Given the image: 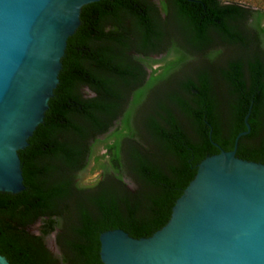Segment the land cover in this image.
Wrapping results in <instances>:
<instances>
[{"label": "trees", "instance_id": "16d2710c", "mask_svg": "<svg viewBox=\"0 0 264 264\" xmlns=\"http://www.w3.org/2000/svg\"><path fill=\"white\" fill-rule=\"evenodd\" d=\"M160 4L167 22L184 27L193 51L219 37L248 56L222 64L218 77L211 68L180 77L176 91L132 126L133 107L184 56L178 52L158 75L141 81L133 51L145 50L156 34V6L150 0L83 6L43 122L18 151L25 190L0 194V255L9 264H99L101 232L149 237L166 224L198 163L233 149L246 116L251 130L239 138L235 155L264 164V10L220 0ZM96 170L102 173L95 182L81 183ZM125 178L137 188L129 189ZM51 235L56 253L46 243Z\"/></svg>", "mask_w": 264, "mask_h": 264}, {"label": "water", "instance_id": "95a60500", "mask_svg": "<svg viewBox=\"0 0 264 264\" xmlns=\"http://www.w3.org/2000/svg\"><path fill=\"white\" fill-rule=\"evenodd\" d=\"M98 1L0 0V194L25 190L18 151L43 122L82 7ZM244 121L232 150L198 163L160 229L101 232L99 264H264V164L235 155Z\"/></svg>", "mask_w": 264, "mask_h": 264}, {"label": "flooded vegetation", "instance_id": "af4514ba", "mask_svg": "<svg viewBox=\"0 0 264 264\" xmlns=\"http://www.w3.org/2000/svg\"><path fill=\"white\" fill-rule=\"evenodd\" d=\"M150 2H152L155 6H156V10H154L151 14L153 17L156 16V19H152V23L151 25L153 26L154 32L156 34H154L151 37V40L149 41L148 47H146L145 50L143 51H133L135 57H134V61L135 63L138 65L139 69L143 71L142 75H138V77L141 78V81H148L150 80L151 76H156L160 73L162 66L165 65L166 61H171V59L173 58L172 55V50H171V45H172V41H171V36L169 34V28L170 26L168 25L167 22V14L164 13L163 9L161 8V4H160V0H150ZM143 15H146L144 12H142ZM179 25V24H178ZM179 28L181 29L180 32L182 33L184 39L186 38L187 32H185L184 27L182 25H179ZM108 29H106L105 31H107ZM209 37V36H208ZM213 40L216 41V43L218 44L217 46H223V47H235L237 45L232 44V45H227L224 42L219 40V37H212L211 41L206 42L203 47L201 48L202 50H197V48L194 50L195 53H207L208 50H210L211 45L213 44ZM185 44H188L187 42ZM189 46V45H188ZM190 47V46H189ZM191 49V48H190ZM212 54V53H211ZM213 56V55H212ZM213 59V58H212ZM239 59V55H226L224 57H218V58H214L213 60L210 59H204V65H203V69L202 71H207L210 70V68L212 70H216L218 72V70L220 69V67L222 66V64H225V62H234L236 60ZM195 72V71H194ZM184 73L186 76H188L189 78L191 76H195V73ZM177 73V67H174L173 69L170 70V72H168L165 76L164 80H157L155 81L153 84H151V86L146 90L145 95L150 92L151 90L156 89V86L158 84H162L163 81L168 80L170 78L173 77L174 74ZM183 74V75H184ZM215 76L218 77V74H215ZM182 77V76H181ZM218 79V78H217ZM139 83V82H138ZM138 86V84H137ZM84 95L88 96V97H93L94 94L91 92H88L86 89H84ZM146 99V97H144V99L142 100V102L136 106L133 107V111L132 114L130 116V123L132 126L135 125V114L136 111L140 108H142V106L144 105V100ZM127 107H129L127 105ZM126 107V108H127ZM251 130V128H250ZM250 132V131H249ZM104 136L101 137V139H103ZM105 150L101 149V151L99 152V154H104ZM123 156L127 155L124 153ZM95 172H99V175H101L102 170H96ZM101 179V177H100ZM130 180V179H129ZM131 185L129 186L127 184V187L129 189H136L137 186L130 180Z\"/></svg>", "mask_w": 264, "mask_h": 264}, {"label": "rangeland", "instance_id": "374dc122", "mask_svg": "<svg viewBox=\"0 0 264 264\" xmlns=\"http://www.w3.org/2000/svg\"><path fill=\"white\" fill-rule=\"evenodd\" d=\"M222 3H228V2H236L239 4H242L244 6H249L253 9H262L264 10V0H220ZM170 26L169 28V34L171 36L172 41V55L175 57H178V52L184 56L185 62L181 63L180 66L177 67V73L173 75L172 78L165 80L162 82V84H158L156 86V89L151 90L148 92L144 100V105L142 108L138 109L135 114V126H139L148 114V112H152L156 107V102L165 98V95L171 92H175L176 83L179 80L181 76H184V73H192L196 70H202L204 65V59H210L213 60L214 58L218 57H224L226 55H239V56H248V51L244 50L238 46L235 47H221L217 46L215 40H213V44L210 47V50L207 51V53H195L193 49L188 46L186 43V38L184 39L182 33L180 32L179 25L174 21L170 20L168 23ZM212 53V54H211ZM213 55V56H212ZM213 58V59H212ZM212 70V69H211ZM213 75H215V71H211ZM184 74V75H183ZM212 75V76H213ZM142 140H146L145 135L142 134ZM99 172H93L88 173L86 172L81 177V183L88 185L90 183H93L98 178ZM124 181L129 185H131V182L128 178H125ZM47 246L56 253L57 250L55 248L54 244V235H51L46 238Z\"/></svg>", "mask_w": 264, "mask_h": 264}]
</instances>
